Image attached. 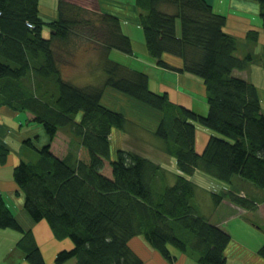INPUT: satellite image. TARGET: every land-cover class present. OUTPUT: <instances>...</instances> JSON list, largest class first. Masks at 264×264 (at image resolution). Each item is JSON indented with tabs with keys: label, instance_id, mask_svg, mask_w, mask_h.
<instances>
[{
	"label": "trees",
	"instance_id": "1",
	"mask_svg": "<svg viewBox=\"0 0 264 264\" xmlns=\"http://www.w3.org/2000/svg\"><path fill=\"white\" fill-rule=\"evenodd\" d=\"M137 1L145 10L140 21L148 51L159 65L202 79L208 112L199 114L172 101L168 92H154L146 72L110 57L112 48L133 52L130 37L113 15L92 18L90 9L62 0L58 18L50 22L54 31L45 37L39 0H0L2 97L16 109L31 111L48 135V142L40 146L30 138L25 141L37 158L21 160L14 169L15 180L31 217L47 219L59 239L68 237L74 243L57 253L55 264L73 257L76 264H145L129 246L130 238L141 234L169 259L170 247L176 246L192 250L201 264H226L231 234L198 210L197 184L187 174L204 171L230 185L238 175L264 190L260 91L253 81L234 73L251 64L253 54H237L239 38L226 31L227 17L215 12L208 0ZM255 1L264 30V0ZM91 26L95 28L90 34ZM84 34L98 44L103 79L80 86L63 76L57 48ZM247 37L258 41L259 31L252 29ZM165 52L183 56V66L169 62ZM107 86L161 111L153 136L161 139L182 170L174 183L155 160L127 148L114 153L111 132L135 122L102 103ZM196 123L213 131L202 152L195 147ZM61 128L78 143L62 157L50 143ZM0 158H7L2 146ZM105 160L112 175L102 172ZM229 191L224 195L214 190L213 199L220 203L228 195L246 209H261L264 216V197L258 202ZM1 226L23 231L0 190ZM19 244L30 264H46L31 230L24 231ZM259 252L264 258V244Z\"/></svg>",
	"mask_w": 264,
	"mask_h": 264
},
{
	"label": "crops",
	"instance_id": "2",
	"mask_svg": "<svg viewBox=\"0 0 264 264\" xmlns=\"http://www.w3.org/2000/svg\"><path fill=\"white\" fill-rule=\"evenodd\" d=\"M61 1L62 0H39V12L45 20L41 33L45 37H50L51 33L54 31L50 22L58 18ZM63 1L71 2L74 5H81L86 7V9H96L99 13H105L109 16L113 15L118 18L119 21H121L122 31L131 39L133 52L126 53L117 48H112L109 52L110 56L115 54V57H118L116 59H120L118 60L120 63L127 64L132 68L143 71L144 73L146 72L149 75L150 88L154 92H168L172 101L177 104L179 103L191 107L199 114H206L208 112L209 103L207 102L206 84L202 79L192 76L188 72L175 71L159 65L157 59L148 51L140 21V16L145 10L138 5L137 0ZM208 1L211 3L212 7H214L215 12L222 13L227 17L228 20L224 27L227 28L226 31L234 34L237 38L240 33L239 38H241L244 44L245 42L246 44L248 43L246 35L247 29L250 28H247L246 26H251L254 29H257L261 38L264 37L262 17L260 21L256 20L254 22L252 16H250V14L256 15V13L259 12L258 4H256L255 8L245 9L244 0ZM235 11L237 13H234ZM231 17L233 18L231 19ZM235 17L238 19L241 17L240 20L243 23V28L234 27L233 19H236ZM85 35L88 37L87 34ZM73 37H71V39L76 42V38L74 37L73 39ZM74 41H71L65 47L57 48V55L61 54L64 56L63 59H61V57L59 58V66L61 67L63 76L74 81L73 79L76 78L75 76L80 73L78 69L79 67H73L71 65V61H74L75 59L73 53L80 45L79 56L75 61L80 59H82L83 62L85 61V64H82L81 66L83 77H85L84 82L88 84L91 81H95L96 77L99 78V81H102L103 76H94L92 73L93 66H91L98 58V53L96 52L99 49L98 44H95L93 40L90 39H84L83 42V39L81 38L80 41L82 42H79L78 45H75ZM116 49L120 53H115ZM68 57L69 59H67ZM164 58L178 66H183L184 64L183 56L177 53L165 52ZM236 70L239 73L241 72V70L235 69L234 73L236 75L251 80L249 75L244 76L239 74ZM1 89L2 82L0 80V146L6 151L7 155L6 161L4 162L0 158V190L3 194V198H5L8 208L13 211L21 228H23V231L13 227H0V264H30L26 259V251H24L19 244L25 230H31L34 234L35 240H37L40 250H42L46 264H55L57 253L63 249L72 248L74 243L68 237L59 239L54 234L47 219L44 218L43 220L38 221L31 217L24 206V192L18 187L14 176V169L21 160L30 161L37 158L35 150L26 144L25 141L30 138L31 143L34 142L40 146L48 142V135L44 132L41 122H37L34 119V114L31 111L14 108L12 101L5 100L2 97ZM120 92L121 91L115 87L107 86L102 95V103H105L110 108H115L121 111L127 116V118H130L135 122L128 125L126 130L119 129L121 132L125 133V135H129V138L138 137L147 141V139H149L148 136H153V132L158 128L159 120L162 115L161 111L149 106L147 103H143L125 92V95H122L123 92H121L122 94ZM117 98L122 99L124 103H122V105L121 103L117 104L115 102ZM196 125L197 137L195 147H197V151L202 152L209 138V134L213 131L211 132L207 130L203 125L198 123H196ZM51 148L54 153H56L53 145ZM133 149L134 148H132V150ZM58 155L62 157L66 155V153ZM155 161L158 162L161 160L155 159ZM161 163L163 164L162 161ZM197 171L198 170L192 175L196 177L197 174H200V176L197 177L199 180L197 181L195 179L197 182V193L194 197V201L197 204L198 210L203 215H206L214 224L224 227V229L231 234L230 243L225 250L226 264H264V258L259 252L264 244V229L256 224L255 221L251 219L252 216L250 215L253 211L257 216L264 219L262 210L259 208L246 209L226 198L224 202L216 203L213 199L212 192L217 188L207 191V189H210L207 187V184L210 185L209 176L200 173V170L198 171L199 173ZM187 177L190 179L191 175H187ZM200 180H202L203 186L199 183ZM175 181V175H173L170 183H174ZM243 181L245 180L238 175H235V178L232 180L233 185H230L229 183L226 184L235 190V184ZM256 190L260 191L262 188H257ZM239 195L253 198L258 202L263 200L261 194L251 196L247 190L242 191L241 194L239 192ZM221 203L228 206L226 207V210L228 211L225 214L220 213L218 210L219 204ZM129 246L133 248L139 257L143 258L145 264H201L196 254L192 253V250L184 252L176 246L170 247L172 258L169 259L154 245H151L143 234L135 235L130 238ZM72 259L76 264V258L73 257Z\"/></svg>",
	"mask_w": 264,
	"mask_h": 264
},
{
	"label": "rangeland",
	"instance_id": "3",
	"mask_svg": "<svg viewBox=\"0 0 264 264\" xmlns=\"http://www.w3.org/2000/svg\"><path fill=\"white\" fill-rule=\"evenodd\" d=\"M256 4H257V2L255 0H244L245 9L255 8ZM89 9H90V12H91V13L90 12L89 13H90L92 18H96V17L99 16V12H97L96 9L87 8L86 9L87 12L89 11ZM234 13H237V12L235 11ZM250 16H252L254 22L256 20L257 21L261 20V15H259V13H256V15L255 14H250ZM232 18L233 17H231V19ZM235 18L236 19H233L234 27L243 28L242 27L243 23L240 20L241 17H239V19L237 17H235ZM246 27L247 28L250 27L249 29H247V35H246V37H247L248 33L250 32V30H252L254 28L251 27V26H246ZM93 28H95V27H93V26L89 27L88 31H90V34H91V30H93ZM225 29L227 30V28H225ZM84 31L85 30H83V32L81 31V34H83ZM97 31H99V33H100V38H104L102 30L101 29L100 30L97 29ZM239 37H240V33H239L238 38ZM75 38H76V43H77L75 45H78L79 42H82V41H80V39L77 38V35H76ZM247 38H248V43L247 44H246V42L244 44V42H242L241 38H239V41H240V47L239 48L240 49L238 50V55H240L241 57H244L246 54H248L247 52H249V53L253 54V58H252L253 60L251 61V64L249 63L248 66L245 69H243V70L241 69L240 73L237 70L236 71L239 74H242L244 76H248L249 75V77H251V80L257 86L259 85L258 86V91H260V98H261L262 105H263V110H264V37L261 38V36L259 35V40L258 41L249 39V37H247ZM73 39H74V37H73ZM82 39H83V42H84V39L94 40V39H92V37H90V36L87 37L85 34L83 35ZM242 43H243V45H242ZM79 47H81V46L79 45ZM79 47L73 53V57L75 59H74V61H71L72 62L71 65L73 67H79L78 69H79L80 73L78 75H76L75 76L76 78H74L73 80L75 81L76 84L81 86V85H85L86 84V82H84L85 81V77H83V73H82V70H81V66H82V64L83 65L85 64V61L83 62L82 59L75 61L78 58V56H79V51H80ZM116 52L120 53L117 49L115 50V53ZM62 53H63V51H62ZM57 56H58V58L61 57V59L64 58V56H62L61 54H58ZM115 56L116 55L114 54L113 56H110V57L113 58V59L118 58V57H115ZM67 59H69V57ZM87 59H89V58H87ZM100 59L101 58L98 55V58L96 59V62L95 63L93 62V64L91 65V66H93L92 73H93L94 76H98L99 75V77H101L103 75V72H101L102 65H101V60ZM116 60L118 61L120 59H116ZM95 81L97 83L100 82L99 78H97V77H96ZM95 81H91L88 84H91V83L94 84V83H96ZM122 95H125V93H123ZM115 102L117 104L121 103V105H122V103H124V101L122 99H120V98H117L115 100ZM57 132H58L57 135L53 138V140L50 141V143H52V145L54 147V150H55V152L57 154L66 153V155H67L69 150H70V148H73V146L77 147L78 143L75 140L73 134H71L70 131H68L66 128H61ZM128 136L129 135H127V134L125 135V133L121 132L117 128H115L111 132V134L109 136V139L111 140L114 153H115L117 147L118 148H122V149L129 148L130 150H132V148H134L132 151H134L135 153H139V154H141V155H143V156H145L147 158L149 157L152 160H155V159L161 160L164 165L161 163V161H158V162L166 170V175H167L169 180H171L173 175H177V174H181L182 173V170L178 169L177 161L174 158V156L169 154L168 152H166V150L163 148V145H162V142H161L160 138H157L155 136L153 137L152 135H150V136H148L149 139H147V141H144L143 139H140L138 137L137 138L136 137L129 138ZM105 162L106 163H105L104 168L102 169V172L108 173L109 175H112V172H111L112 168H111L110 163L107 162L106 160H105ZM199 172L200 173H204L207 176H209L208 178L210 179L209 180L210 185L207 184V187L210 188V189H207V188L203 187V188L207 189V191L211 190V189H214V188H217L216 189L217 192L224 193V195H225L226 193H230V191H228V190H233L231 188V186H229L226 183L223 184V182L220 181L218 178L212 177V176H210L209 174H207L204 171H199ZM184 174H186V173H184ZM187 175H189V174H187ZM199 176H200V174H197L196 177L191 175L192 178L190 177V179L194 178L193 179L194 181H195V179L198 181L199 179L197 177H199ZM199 183L202 185V180H200ZM196 184H197V182H196ZM234 188H235L234 191L237 192L238 194H239V192L241 194L242 191H246L247 190V191H249V194L251 196H254V195L257 196V195L261 194L262 198H263V195H264V190H260V191L256 190L259 187L256 186L255 184H253L251 181H249L247 179L245 181H243V182H237L235 184ZM225 198L229 199L228 195L223 197L222 198L223 200L221 202H224ZM229 200H231V199H229ZM226 207H228V206H225L223 203H221V204H219L218 210L220 211V213H224L225 214L228 211V210H226ZM250 215L252 216L251 219H253L256 224L260 225L264 229V219L262 217H260V216H257V214L255 212H253V211L250 213ZM64 264H75V262H74V260L72 258H69V259H67V262H65Z\"/></svg>",
	"mask_w": 264,
	"mask_h": 264
},
{
	"label": "built area",
	"instance_id": "4",
	"mask_svg": "<svg viewBox=\"0 0 264 264\" xmlns=\"http://www.w3.org/2000/svg\"><path fill=\"white\" fill-rule=\"evenodd\" d=\"M29 25H31V23L28 22Z\"/></svg>",
	"mask_w": 264,
	"mask_h": 264
}]
</instances>
